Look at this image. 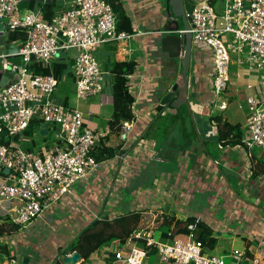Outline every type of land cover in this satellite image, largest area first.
Returning a JSON list of instances; mask_svg holds the SVG:
<instances>
[{
    "label": "crops",
    "instance_id": "1",
    "mask_svg": "<svg viewBox=\"0 0 264 264\" xmlns=\"http://www.w3.org/2000/svg\"><path fill=\"white\" fill-rule=\"evenodd\" d=\"M29 1L31 9L40 8L44 12L36 2L50 0ZM53 1L55 5L52 6L51 15L66 9L71 0ZM120 1L130 20L131 30L124 29L130 36L105 43L96 49L104 72L103 89L99 94L82 100L85 112L78 107L79 100H75L74 106L82 112L86 127L102 133L92 149L99 166L79 182L83 191L77 193L72 188L70 194L48 207L41 217L22 229L23 232L5 231L11 222L0 219V229L4 232L2 236L6 235V238L9 235V241L0 244V264H86L88 259L92 264H113L116 251H129L133 242L138 247L143 246L142 238L134 239L137 232L151 233L152 239L159 242L183 238L184 233H176L178 225L175 220L185 221L188 217L212 229L209 242L204 244V251H211V255L206 252V256H221L224 259L229 252L239 248L242 251H238L245 254V259L238 264H252L253 260L264 264V207L260 205L264 199V165L254 155L253 148L248 149L241 141L248 117L246 99L251 94L264 96V72L260 74L258 69L240 65L243 59H231L230 78L220 97L213 92L212 49L192 38L187 66L189 111L185 104L173 108L168 103L162 106L160 101L163 96L175 83L180 84L182 70L181 59L169 58L166 52L160 50L158 43L164 23L161 10L166 0ZM207 2L215 10L216 0ZM4 34L5 30H2L0 38ZM24 34V31L8 34L9 42L6 45L0 42V58L6 59L7 48L16 46ZM11 37L14 39L11 40ZM67 55L72 58L73 52ZM114 61H133L135 66L134 72L127 75L128 90L134 95V100L130 106L132 117L125 120L132 124L125 140H121L119 135L122 124L118 128L110 127L113 114L111 66ZM40 70L39 66L34 67V71ZM66 78L69 77L63 75L60 92L67 90L72 83ZM53 99L67 102L65 93H56ZM168 115L171 118L167 119ZM162 116H165L163 120ZM224 122L231 127L224 126ZM39 127L41 137L38 144L21 141L15 144L33 153L47 149L49 128L45 125ZM237 133L238 142L233 145L231 140L235 139L234 134ZM22 135L18 138H23ZM0 137L1 143L9 142L3 140L7 136ZM104 152H112V155L104 159ZM158 164H161L160 174L159 168L155 167ZM149 165L154 168H148ZM235 177L239 182L244 181L235 183L243 188V193L249 192L252 199L246 200L242 194L243 199L238 197L239 192L236 193L231 183ZM117 179L122 180L126 189L133 188L134 207H128V215H124L125 211L120 208L123 203L120 200L121 182L117 183ZM198 190L208 192V200L213 204L201 210L185 206L184 200L190 199ZM222 198L225 200L222 201ZM241 204H244L243 211L239 209ZM149 207L156 216L146 225H141L139 210L146 208L147 211ZM97 208H101V213L91 222L89 213L96 212ZM58 209L66 213L62 219L55 217ZM222 210L223 216L216 218ZM136 212L138 215L135 219ZM122 215L131 218V224L125 230L117 229L116 233L120 236L117 246L112 242L103 250L96 248L87 255L78 249V260L74 263L64 262L65 256L77 252L71 251V246L92 224L96 225L102 218L103 222L121 221ZM134 221L137 224L135 222L133 227ZM163 224L169 225L166 237L160 234L159 240L154 239V229ZM103 226L89 232L102 231ZM225 240H228L226 245ZM7 244L9 248L4 251L1 246ZM84 245L90 246L88 242ZM67 247L69 250H66ZM154 255L152 264H159V255ZM13 259L14 263H11ZM145 264L150 262L146 261Z\"/></svg>",
    "mask_w": 264,
    "mask_h": 264
},
{
    "label": "built area",
    "instance_id": "2",
    "mask_svg": "<svg viewBox=\"0 0 264 264\" xmlns=\"http://www.w3.org/2000/svg\"><path fill=\"white\" fill-rule=\"evenodd\" d=\"M221 2L220 13L207 0L194 2L188 27L195 41L212 49L216 93L225 90L229 79V35L233 37V53L241 54L246 44L249 69H264V0ZM19 4L20 0H0L3 30L25 32L12 53L19 56L20 63H9L15 79L0 87V136H21L37 121L59 125L58 141L39 153L12 142L0 143V216L24 229L51 204L70 194L76 181L98 168L92 149L102 136L85 126L79 109L53 99L59 83L57 75L52 70L36 72L34 67L50 69L62 54L72 51L75 97L85 100L103 89L104 72L95 57L96 49L124 40L130 33L117 29L108 0H72L66 9L48 18L40 8L20 11ZM246 105L248 117L241 141L248 149L257 147L264 154V96L248 95ZM131 128V121L122 123L121 140ZM188 229L183 238L169 243L155 242L150 233L137 232L134 239L142 238L143 246L133 242L129 251H116L113 264H144L152 249L159 255V264H238L245 259V254L236 249L231 253L232 263H225L221 256H206L202 241L192 232L194 225L189 224ZM10 261L14 263V259ZM252 264L260 263L253 260Z\"/></svg>",
    "mask_w": 264,
    "mask_h": 264
},
{
    "label": "rangeland",
    "instance_id": "3",
    "mask_svg": "<svg viewBox=\"0 0 264 264\" xmlns=\"http://www.w3.org/2000/svg\"><path fill=\"white\" fill-rule=\"evenodd\" d=\"M72 1V0H71ZM196 2H199L200 0H195ZM222 0H216V2H215V10L218 12V13H220L221 11H222V2H221ZM30 4H31V2L29 1V0H20V4H19V9H20V11H25V9H27V10H30L31 8L29 7L30 6ZM40 4H42L41 3V1H38V2H36V5H40ZM55 11H57V10H55ZM10 33H16V32H10ZM10 33H9V31H8V29L6 28L5 29V34L4 35H2L1 36V38H0V42H2L4 45H6L9 41H8V34L10 35ZM229 37V41L226 43V47H227V49H228V51L230 52V57H231V59H234V60H238V59H243V63L242 64H240V65H242V66H244V67H247L248 65H249V61H247L246 60V52H247V48H246V44L244 43L243 44V46H244V51L240 54V53H233L232 52V47H231V44H232V39H233V37H232V35H229L228 36ZM14 38L13 37H11V40H13ZM19 43V42H18ZM0 53H2V50L0 49ZM69 53H72V51H70ZM95 57H96V59L100 62V58H99V54H98V52H96L95 53ZM102 57V56H101ZM102 59H103V57H102ZM102 63V62H101ZM231 63V62H230ZM7 64V61H6V59L5 58H0V75L2 74V72L4 71V67H5V65ZM229 67H230V64H229ZM258 71H259V73L261 74V73H263L264 72V69H258ZM229 78H230V71H229ZM228 81H229V79H228ZM62 83V82H61ZM59 91V87L58 88H56V91H55V93H58V94H60V93H65L66 94V98H67V102H68V105L69 106H71V107H74L75 106V100H79L78 101V107H80V109H82L83 110V112H85L86 110H85V103L81 100V99H77L76 97H75V88H73L72 86H71V84H70V86H68V88H67V90H65L64 92H60ZM222 93H223V91H221L219 94L218 93H215L216 95H218V96H222ZM215 95V96H216ZM61 96H63V95H61ZM134 96V95H133ZM218 100V99H217ZM216 100V101H217ZM61 102H63V101H61ZM67 105V104H66ZM67 107V106H66ZM168 118L167 119H169V118H171L169 115L167 116ZM40 125H45V126H47L48 128H49V133L47 134V137L49 138V145L50 146H54V144H55V142H57L58 141V133H59V125L58 124H55L54 126H52V125H48V124H46V123H44L43 121H37L34 125H33V127H30L23 135H22V137L23 138H18V137H12V136H7V137H3V140H5V141H8L9 140V142H12V143H19L20 141L21 142H27V143H35V144H38L39 143V139H40V137H41V135H40V133H39V129H40ZM1 137H0V143H1ZM97 143V142H96ZM253 153H254V155L255 156H257V159L264 165V154H263V152H262V150L260 149V148H257V147H255V148H253ZM161 166V164H158L157 166H155L156 167V169L157 168H159ZM148 168H154V166L153 165H149L148 166ZM161 168H159L158 169V173L160 174L161 173ZM120 177V176H119ZM83 180H85V179H82V180H79V181H76L73 185H72V188L77 192V193H79V192H81V191H83V187L82 188H80L79 186H80V181H83ZM119 182H121L120 183V195H121V201L123 202L121 205H120V208L121 209H123L125 212H124V215H128V213L126 212V211H128V207H134V204L132 203V199H133V193H132V190H133V188L132 187H130L129 189H126L125 188V186L122 184V180L121 179H117V183H119ZM243 183L244 181H242V182H239L238 181V179L235 177L234 178V181L233 180H231V183L233 184V188H234V190L236 191V193H238V197L240 198V199H243L242 197H241V194L243 195V196H245L244 198L246 199V200H248V198H250L251 197V194L249 193V192H247V193H243V188L242 187H240L239 185H237L236 183ZM191 183H193L192 181H191ZM127 193H129V194H127ZM207 193L208 192H204L203 193V191H199L198 190V192H194L193 194H192V196H191V198L190 199H188V200H184V205L185 206H190V207H192V209H197V210H201V209H205L204 208V206H209L210 204H213V202L212 201H210V200H208V195H207ZM240 194V195H239ZM144 195V194H143ZM253 197H251V199H252ZM215 199H217V198H215ZM225 199L224 198H222V201H224ZM170 201L172 202V200L170 199ZM56 203V202H55ZM54 203V204H55ZM53 204H51L50 206H49V208L52 206ZM260 205L262 206V207H264V199L260 202ZM65 207V206H64ZM82 207V206H81ZM243 207H244V204H241L240 205V207H239V209L241 210V211H243ZM48 208V209H49ZM58 208V207H57ZM48 209H46V210H48ZM148 210L146 211V208L145 209H142V210H139V215H140V223H141V225H146L148 222H150L156 215L154 214V212L152 211V207H149V208H147ZM45 210V211H46ZM138 211V210H137ZM101 213V208H97V210H96V212H90L89 213V215H90V217H91V222L96 218V216L97 215H99ZM223 210L222 211H219L218 212V214L216 215V218H219V217H222L223 216ZM43 214H44V212H43ZM64 215H66V213H62L61 211H59V209L57 210V213L55 214V217H60V219H62V216H64ZM116 215H118V213L116 214ZM138 215V212H136L135 213V219H136V216ZM123 216V215H122ZM10 218H11V216H10ZM0 219H7V220H10L9 218H6V217H3V216H0ZM102 220H104V218H102L101 219V221L100 222H98L96 225H92L91 226V229L92 230H94V229H97V228H99V227H101L102 225H104L103 227H104V232H105V234H109V233H111V236L109 237V239H107V240H105V241H103V242H101V244L97 247L98 249L97 250H103L104 249V247L106 246V245H111V243L113 242V245L114 246H117V244H118V241H119V239H120V236L116 233V231H117V229H126L127 227H129V224H131L130 223V221H131V218H128V217H125V216H123V218L121 219V221L120 220H108V221H102ZM157 221H159V219L157 220ZM11 222V221H10ZM135 222L136 221H134V225H133V227L135 226ZM136 224H137V222H136ZM212 226V225H211ZM210 229V228H209ZM24 230V229H23ZM169 230V225H165V224H163V225H160V226H158V228H155L154 229V239H156V240H159L160 239V234H162L163 232H167ZM17 233H21V232H23L22 231V228H17ZM211 232H212V229H210V234H211ZM4 236H6V235H0V244H6V242L5 241H9V240H7L8 239V237H9V235H7V237L6 238H4ZM236 238H239V239H237V240H239V241H241V239H240V237L239 236H236ZM14 241V240H13ZM224 244L226 245V244H228V240H225V242H224ZM235 244L236 245H238L236 242H235ZM7 246V248H9V246H8V244L6 245ZM2 248V247H1ZM232 249H234V248H232ZM66 250H69V247H67L66 248ZM205 250H206V248H205ZM237 250H239V251H242L241 249H239V248H237ZM233 251V250H232ZM106 252L108 253V250H106ZM207 251H204V254L206 253ZM210 253H211V251H209ZM154 253H157V251H155V250H153L151 253H149L148 255H149V258H148V260H147V258L145 259V262L146 261H149L150 262V264H152V262H153V260L155 259V255H154ZM208 253V252H207ZM210 253H208V255H211ZM226 253H228V252H226ZM231 253L232 252H229L225 257H224V262L225 263H232V262H234L235 260L232 258V256H231ZM158 254V253H157ZM213 254H215V253H213ZM216 255H219V254H216ZM157 257H158V255H157ZM145 262H144V264H145ZM87 263L88 264H92V261H91V259H88L87 260ZM86 263V264H87Z\"/></svg>",
    "mask_w": 264,
    "mask_h": 264
},
{
    "label": "trees",
    "instance_id": "4",
    "mask_svg": "<svg viewBox=\"0 0 264 264\" xmlns=\"http://www.w3.org/2000/svg\"><path fill=\"white\" fill-rule=\"evenodd\" d=\"M109 3L112 6V9L116 15V25L118 30H124L127 31L131 30L130 27V20L127 16L124 8L122 7V3L120 0H108ZM168 0H166V3ZM42 6V9H44V16L46 18L51 16L52 6L55 5L53 0H50L49 2H44L40 4ZM66 55V56H65ZM65 56V57H64ZM67 53H64L60 56V58L53 62L52 67L50 69H41V73H47L51 70L57 75V78L59 80L58 87L60 83L63 81L62 77L63 75L69 77L66 78V80H72L71 86L73 85L74 88V77L72 74V63L73 60ZM135 66L133 61L129 62H116L111 66V72L113 75V85H112V98H113V114H112V120L110 121V127L111 128H118L126 119L130 120L132 115L130 112V106L133 103V95L128 90V78L127 75L134 72ZM71 78V79H70ZM67 104V102H64ZM162 120L165 116H162ZM215 118V117H214ZM163 123V122H161ZM224 126L231 127V125H228L227 123H223ZM234 140H231L232 144L238 142L239 133L234 134ZM112 155V152H109L105 154L104 152V159L108 158ZM99 157V156H98ZM97 158V157H96ZM100 158V157H99ZM167 218V217H166ZM173 219L174 216H171ZM195 219L193 217H188L185 221L175 220L176 225H178L177 232L187 233V226L190 223H195ZM195 230L194 235L197 240L202 241L204 244L209 242L210 237V229L203 224L202 222H196L195 223ZM93 225V224H92ZM18 228L15 224H8L7 230L8 232L16 231ZM91 229L88 228L86 231H84L80 236L77 237L76 242L73 246H71V251L77 250V252L82 251L84 255H87L92 250L96 249L101 242L109 239L111 236V233L108 235L104 234V230L98 231V232H89ZM4 232L0 229V235H2ZM166 233H162V237H166ZM88 242L90 246H85L84 243ZM4 251H7V246H1ZM82 247V248H81ZM80 249V251L78 250Z\"/></svg>",
    "mask_w": 264,
    "mask_h": 264
},
{
    "label": "water",
    "instance_id": "5",
    "mask_svg": "<svg viewBox=\"0 0 264 264\" xmlns=\"http://www.w3.org/2000/svg\"><path fill=\"white\" fill-rule=\"evenodd\" d=\"M193 3L194 2H192V0H168L161 10L164 23L162 24V36L158 41L160 50L162 52H166L169 58H179L182 62L180 84L175 83L172 88L163 96L160 104L164 106L168 103L172 108L185 104L188 111L189 101L187 97V66L191 53L190 44L192 39V36L188 31V16L191 13ZM180 27H182L184 32H180ZM2 30L3 24L0 23L1 33ZM16 51L17 47L15 45H11L5 52L8 54L6 56L7 66L4 67V71L0 75V87L8 85L13 79H15V72L12 70L10 64L12 63L18 65L20 63L19 56L12 54ZM175 95H177V97L171 100ZM5 172H7V170H5ZM79 258L80 255L78 252L74 251L70 255L64 257V262L74 263Z\"/></svg>",
    "mask_w": 264,
    "mask_h": 264
},
{
    "label": "clouds",
    "instance_id": "6",
    "mask_svg": "<svg viewBox=\"0 0 264 264\" xmlns=\"http://www.w3.org/2000/svg\"><path fill=\"white\" fill-rule=\"evenodd\" d=\"M111 7H112V6H111ZM113 12H114V11H113ZM114 14H115V13H114ZM115 16H116V15H115ZM188 18H189V16H188ZM188 23H189V22H188ZM180 32H184V31H183V30H180ZM227 84H228V83H227ZM212 86H213V81H212ZM225 89H226V88H225ZM213 92H214V88H213ZM223 92H224V91H223ZM214 93H216V92H214ZM218 94H219V93H218ZM4 135L6 136L5 133H3L1 136H4ZM7 143H9V142H7ZM4 144H6V143H4ZM95 159H96V158H95ZM97 162H98V161H97ZM4 171H5V169H4ZM11 223H12V222H11ZM195 223H196V222H195ZM195 223H190V224H193V225H194V229L192 230L193 234H194L195 225H196ZM12 224H13V223H12ZM188 225H189V224H188ZM187 230H188V232L185 233L184 236H185L186 234H188L189 231H190V230L188 229V226H187ZM150 235H151V233H150ZM184 236H183V237H184ZM151 237H152V236H151ZM194 237H195V235H194ZM195 239H196V238H195ZM135 240H138V239H135ZM155 242H159V241H155ZM143 243H144V241H143ZM160 243H169V242H160ZM202 243H203V242H202ZM203 245H204V243H203ZM153 250H155V249H152L149 253H151ZM155 251H156V250H155ZM149 253H148V254H149ZM148 254H147V257H148ZM147 257H146V258H147Z\"/></svg>",
    "mask_w": 264,
    "mask_h": 264
}]
</instances>
